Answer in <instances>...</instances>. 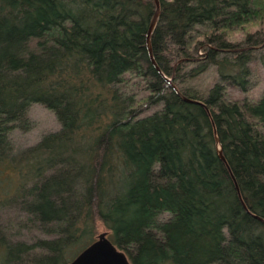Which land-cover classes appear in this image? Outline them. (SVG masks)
I'll return each instance as SVG.
<instances>
[{"label":"trees","instance_id":"16d2710c","mask_svg":"<svg viewBox=\"0 0 264 264\" xmlns=\"http://www.w3.org/2000/svg\"><path fill=\"white\" fill-rule=\"evenodd\" d=\"M158 1L159 70L153 0H0V202L48 236L0 240V264H68L104 231L131 264H264V91L234 96L264 69V0ZM33 104L59 129L18 147Z\"/></svg>","mask_w":264,"mask_h":264},{"label":"rangeland","instance_id":"374dc122","mask_svg":"<svg viewBox=\"0 0 264 264\" xmlns=\"http://www.w3.org/2000/svg\"><path fill=\"white\" fill-rule=\"evenodd\" d=\"M236 36L240 38L241 34L238 33ZM199 52L202 53V51ZM256 75H258V77H256L258 82L254 85L253 89L246 93L234 94L238 100L259 99L264 91V69H257ZM215 79V69L211 68L203 74L191 79L190 86L198 92L204 93L213 84ZM28 116L33 121V128L28 132L16 130L11 134V138L18 147L32 145L40 139L42 134L59 129V123L54 114L40 104H33L29 109ZM4 184L9 185L10 182L5 180V183H2L0 188H4ZM14 186L15 185H13V187ZM5 190L7 189L4 188L0 191V196L4 195ZM27 218L30 217L23 210L20 202L15 201L3 204L0 202V240L6 243H15L18 241L32 242L37 238L48 237L33 224L28 223Z\"/></svg>","mask_w":264,"mask_h":264},{"label":"water","instance_id":"95a60500","mask_svg":"<svg viewBox=\"0 0 264 264\" xmlns=\"http://www.w3.org/2000/svg\"><path fill=\"white\" fill-rule=\"evenodd\" d=\"M153 1L155 3L156 8L147 29L146 41H147L148 52L150 55V60L153 63V65L156 67V69L159 70L152 56V51L150 47V37L156 25V21L160 11L159 1L158 0H153ZM166 80L171 83L170 78H167ZM173 88L179 94L177 88L175 86H173ZM180 96L185 101L201 104V102L197 100L188 99L182 96L181 94ZM218 156L220 157V159L224 161V157L221 153L220 148H218ZM236 189L238 190L237 186ZM256 218H259L261 221L264 222L262 218L258 216H256ZM68 264H131V263L129 262L125 252L123 250L118 249L109 239L107 232L104 231L99 233L96 236L95 240L92 241L89 245H87L83 250H81Z\"/></svg>","mask_w":264,"mask_h":264}]
</instances>
